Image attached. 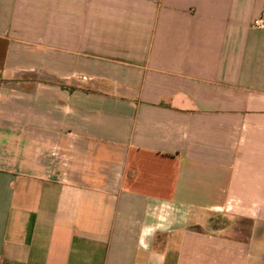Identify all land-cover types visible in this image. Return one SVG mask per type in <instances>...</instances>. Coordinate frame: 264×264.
<instances>
[{
  "label": "crops",
  "instance_id": "obj_1",
  "mask_svg": "<svg viewBox=\"0 0 264 264\" xmlns=\"http://www.w3.org/2000/svg\"><path fill=\"white\" fill-rule=\"evenodd\" d=\"M264 0H0V264H264Z\"/></svg>",
  "mask_w": 264,
  "mask_h": 264
},
{
  "label": "built area",
  "instance_id": "obj_2",
  "mask_svg": "<svg viewBox=\"0 0 264 264\" xmlns=\"http://www.w3.org/2000/svg\"><path fill=\"white\" fill-rule=\"evenodd\" d=\"M253 27L264 28V17L255 20V22L253 23Z\"/></svg>",
  "mask_w": 264,
  "mask_h": 264
}]
</instances>
